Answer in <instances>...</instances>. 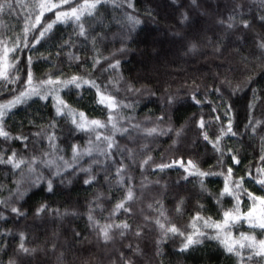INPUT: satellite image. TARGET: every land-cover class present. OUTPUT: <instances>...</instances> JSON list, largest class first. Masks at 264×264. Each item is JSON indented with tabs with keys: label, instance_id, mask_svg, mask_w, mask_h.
<instances>
[{
	"label": "trees",
	"instance_id": "1",
	"mask_svg": "<svg viewBox=\"0 0 264 264\" xmlns=\"http://www.w3.org/2000/svg\"><path fill=\"white\" fill-rule=\"evenodd\" d=\"M130 2L132 7L129 0H100L79 22L84 35L77 22L58 21L36 43L55 12H45L32 28L38 14L34 0H0L12 4L0 11V40L9 48L19 44L9 53V62H15L9 72L19 79L0 80V104L23 90L29 58L34 80L81 77L95 81L118 104L113 128L95 88L69 85L58 93L64 102L107 127L78 129L71 116L57 115L52 96H33L3 117L10 135L0 137V157L16 153L28 163L19 169L0 164V264H264V256L255 255L258 249L236 245L241 256L227 252L220 243L226 232L210 239L217 232L203 221L197 226L205 235L194 237L201 242L186 250L183 236L165 234L156 223L191 234L197 214L219 221L236 204L231 196L217 203L223 175H190L193 170L185 171L179 161L185 166L192 161L203 172L226 174L232 168V181L243 177V189L264 197V187L252 178L264 179V0ZM117 61L118 67H110ZM229 124L231 133L223 135ZM205 132L211 141L222 136L220 151L204 139ZM73 146L81 152L91 147L92 155L74 159ZM129 188L134 193L125 203L129 210L116 211ZM236 191L246 212L252 201ZM41 206L45 211L37 214ZM124 223L129 227H112L111 238L104 239L102 226ZM242 232L264 239L261 229L243 220L232 227L231 238ZM21 234L28 252L20 249Z\"/></svg>",
	"mask_w": 264,
	"mask_h": 264
},
{
	"label": "snow or ice",
	"instance_id": "2",
	"mask_svg": "<svg viewBox=\"0 0 264 264\" xmlns=\"http://www.w3.org/2000/svg\"><path fill=\"white\" fill-rule=\"evenodd\" d=\"M100 2V0H83L81 3V0H34L33 7L38 9V14L35 16V21L32 23L31 27L36 28L37 25L40 24L41 18L44 16L45 12H55L56 19L53 20L51 23H47L44 29L39 33V38L34 37L36 43H39V39L43 38L44 35L50 31L55 23L59 22H67L68 20H73L74 22L78 23V26L80 28V35H84V26L82 23H79L81 21L82 16L84 15H92L93 11L95 10L97 4ZM193 3L196 2V0H192ZM67 5L68 7L65 8L64 6ZM5 6L8 8L12 7L11 3L0 4V11H3ZM129 7H132V4L129 0L128 3ZM59 9V10H58ZM187 17H185L186 19ZM133 22V24H139L140 21L138 19H135L131 16L128 18ZM243 26L247 28L249 25L245 21L243 23ZM228 27L231 28L232 24L229 23ZM30 29L28 27H25L24 31L27 33ZM0 80L7 81L9 83L15 82L19 79L18 76L12 78L11 74L9 72V69L15 67V62H9V53L14 52L16 50V47H19V44L17 43L15 47L9 48L7 46L6 40H0ZM25 47H28L29 45L25 43ZM34 46V45H33ZM260 47L264 48V42L260 44ZM98 62V61H97ZM29 69L26 73V79L24 81V88L22 91L19 92L17 96H15L12 100L7 101L4 104H0V137L3 138H9L8 131L5 130L3 125V117L7 115V112L15 107L17 104L25 102L27 99H30L33 96H38L41 99H48L49 96H52L54 100H56V113L57 115H68L72 118V123L76 125V127L80 130L84 131H95L96 128H104L107 127V124L98 121V120H88L85 117V114L83 112L76 113L73 109H71L64 100L58 95L59 91L62 88H66L69 85H73L76 88H80L83 85H88L90 87H93L97 91L98 96V103L104 105L109 110V116H108V123H112L114 117L112 116V110L118 106L115 97L106 95L105 93L101 92L100 85L96 84L95 81H89L84 80L81 77L72 76L70 79L66 80H59V79H53L51 77H48L47 79L43 80H34L33 74L31 72V58H29L28 61ZM119 61L116 62V64L110 65V67H118ZM127 107V105H126ZM67 109V112L64 110ZM77 117L79 118V121L77 120ZM217 119H219L217 117ZM205 126V122L203 119L200 121V127L203 128ZM112 127L115 128V123H112ZM149 134L154 133L156 131L155 128L148 129L147 130ZM231 125L229 124L226 131L222 130L223 135H227L231 133ZM235 135V133H232ZM54 136H50L49 140H54ZM96 139H101V135L97 134ZM104 140L108 141V148L113 147V141L110 137H103ZM204 139L209 140L208 134L205 132ZM222 139V136L217 137L215 141L209 140L210 143L213 144V147L216 148L217 151H220L219 143ZM91 144V141H89ZM55 147V145H53ZM73 151V158L76 159L82 155H92V148H85L83 152L79 150L78 146L72 147ZM60 159H63L60 157ZM151 157L148 158L150 160ZM264 159V157H262ZM148 160H145L143 163L147 164ZM233 160L236 163H239V161L235 160V157H233ZM28 163L22 159H16V153H13L11 156L7 157V159H4L3 157H0V164H10L13 168L19 169L21 164ZM32 163H35V159H33ZM47 166H51L54 162L53 161H46ZM180 167H184L185 171H189V169H192L189 174L190 175H198L200 177H206L209 175H223L224 176V187L222 191L219 194V198L217 199V203L220 202V200L225 196H231L236 200V204L232 209L225 210L223 212L222 219L219 221H212L209 217L208 219H204L199 214L197 216L192 218L191 227L193 229V232L191 234H185V232L181 231L180 228H178L175 224H171L168 227H165L163 223L160 222V220H157L156 223L159 225V227L164 230L165 234L172 233L173 235H179L184 237V243L182 250H186L189 248V246L193 244L200 243L199 238L194 237H200L204 236L205 233L200 231V229L197 226L198 221H203V227L205 228H213L216 230L217 235L214 237H208L210 239H220V233L226 232L225 239L220 240V243L224 245L225 250L229 253H235L237 256H241V252L236 248V245H239L240 249L249 248V249H258L255 251V255L257 256H264V239L257 240L255 235H247L245 233H240L239 237L237 239L231 238V230L232 227L239 224L242 220L247 221L249 223L250 228H259L262 230L261 235H264V197L261 196H255L253 193L248 192L247 189L242 188L243 184V177L240 178L238 181H232V168H228L225 173H211V172H203L200 171L197 166L192 162L188 161L187 166H185V163L183 161L178 162ZM65 164H67V161H65ZM172 165H159L161 169L165 167H171ZM30 171H34L31 167L29 168ZM87 171V170H85ZM123 171V168H120L117 170V175H120V173ZM261 172H264V170H260ZM59 174V172L57 173ZM248 175L252 177V173L249 172ZM187 178V177H185ZM256 180V183L260 184L262 187H264V179H256L255 177H252ZM123 178L121 177V180ZM91 180H86L85 183H90ZM201 185L203 186V180H201ZM48 191L52 190V182L49 180L47 182ZM236 189H240L241 192L246 195L251 201L252 206L248 208L246 212H241L240 210V193L236 191ZM23 195V194H21ZM134 198V193L131 188L128 189L126 193V197L124 200H122L120 203L116 205V211L120 209H124L125 211H128L129 209L125 208V203L127 201H130ZM259 201L261 207L257 209L256 202ZM0 203H3L0 201ZM46 206H41L37 210V214L44 212ZM178 212L180 211V208L177 207L176 209ZM12 212L17 213L18 215H22L19 209L13 207L11 209ZM163 215V213H161ZM3 216L0 214V219H2ZM93 217L90 215L89 220H92ZM112 227L117 228H128V224H118V225H104L100 228V231L104 237L105 240H109L111 237L109 235V229ZM23 234H21V244L20 249L23 252H28L29 249L24 246L23 243ZM244 241H247V243H244ZM248 259H252L251 256L248 257Z\"/></svg>",
	"mask_w": 264,
	"mask_h": 264
},
{
	"label": "rangeland",
	"instance_id": "3",
	"mask_svg": "<svg viewBox=\"0 0 264 264\" xmlns=\"http://www.w3.org/2000/svg\"><path fill=\"white\" fill-rule=\"evenodd\" d=\"M78 122H80V121L78 120ZM250 207H251V206H250ZM256 207H257V209L259 208V206H256ZM247 210H248V209H247ZM247 210H246V211H247ZM245 222L249 225V223H248L247 221H245Z\"/></svg>",
	"mask_w": 264,
	"mask_h": 264
}]
</instances>
